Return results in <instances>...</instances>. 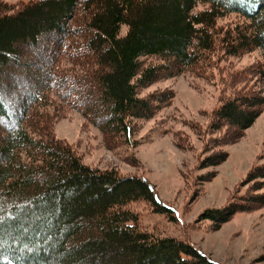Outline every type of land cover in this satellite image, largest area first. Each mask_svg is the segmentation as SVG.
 I'll return each mask as SVG.
<instances>
[{"label":"trees","instance_id":"obj_1","mask_svg":"<svg viewBox=\"0 0 264 264\" xmlns=\"http://www.w3.org/2000/svg\"><path fill=\"white\" fill-rule=\"evenodd\" d=\"M227 15L244 20L223 28L218 20ZM25 47L39 48L41 69L17 92L7 68ZM255 48L264 55V0H0V264H73L87 254H102L104 264H215L194 245L143 228L129 206L144 203L177 220L160 205L151 182L89 166L56 137L54 125L65 111H81L119 151L128 145L123 139L132 141L134 120L151 118L173 98L172 90L146 97L139 90L199 69L214 52L231 57ZM248 69L221 81L233 94L223 91L224 100L210 112L207 131L223 130L211 149L241 138L264 108V90H245L252 86L244 81L253 70L258 81L252 85L264 84V60ZM226 157V151L213 152L199 168ZM243 183L250 193L232 192L226 205L204 210L198 220L217 230L233 213L263 206L264 194L251 191L264 186V163Z\"/></svg>","mask_w":264,"mask_h":264},{"label":"rangeland","instance_id":"obj_2","mask_svg":"<svg viewBox=\"0 0 264 264\" xmlns=\"http://www.w3.org/2000/svg\"><path fill=\"white\" fill-rule=\"evenodd\" d=\"M5 1L17 4L28 0ZM201 7L202 4L197 6L198 9ZM243 20L237 15H227L221 17L218 24L224 28ZM48 44L45 42L44 46ZM39 48L25 47L19 59L7 68L11 71L9 81L15 91H19L16 88L22 82H32L38 75L41 69L40 58H36ZM45 53L44 57L48 58L47 51ZM217 55L214 52L213 56ZM214 57L208 56L198 64H208L204 68L193 67L192 71L187 69L174 77L160 78L139 90L142 97L172 90L173 98L170 105L159 107L151 118L134 120L130 134L132 141L123 139L128 145L120 144L119 151L104 143L101 128L92 125L86 113L75 109L67 110L59 117L54 125L55 135L71 144L89 166L101 170L114 168L121 175L140 176L153 184L160 205L175 211V222L163 213L150 212L144 203L129 207L138 213L143 228L154 230L155 236L188 242L215 264H264V205L233 213L217 230L211 229V223L198 220L204 210L221 209L226 205L232 192L236 196L250 193L249 185L244 184L243 179L254 165L264 163V108L243 131L241 138L233 143H221L211 149L215 137L223 138V130L213 134L207 131L210 112L221 104L223 91H227V97L228 92L231 93L221 86V81L229 72L257 69L264 60L262 50L255 48L236 56L220 54V58ZM149 60L153 62L152 58ZM62 63L68 64L65 60ZM252 71L244 80L251 81L252 87L245 90H264V84L252 85L253 81H258L256 72L253 74ZM12 93L13 90L9 91L7 98L12 97ZM229 130V133L233 132V129ZM121 138L116 140L121 143ZM219 150L227 152L219 165L199 168L204 158ZM132 157L135 164H131ZM254 193L264 194V186L259 191H251Z\"/></svg>","mask_w":264,"mask_h":264},{"label":"snow or ice","instance_id":"obj_3","mask_svg":"<svg viewBox=\"0 0 264 264\" xmlns=\"http://www.w3.org/2000/svg\"><path fill=\"white\" fill-rule=\"evenodd\" d=\"M5 86L0 82V90ZM29 251H32L29 249ZM73 264H104V258L102 254H87L74 261Z\"/></svg>","mask_w":264,"mask_h":264}]
</instances>
